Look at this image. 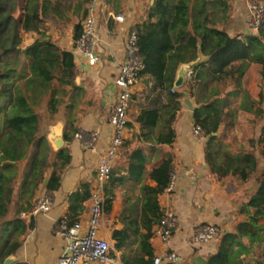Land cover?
I'll return each instance as SVG.
<instances>
[{"label": "trees", "instance_id": "trees-1", "mask_svg": "<svg viewBox=\"0 0 264 264\" xmlns=\"http://www.w3.org/2000/svg\"><path fill=\"white\" fill-rule=\"evenodd\" d=\"M37 1L25 0L21 7L23 13L15 17L8 0H0V264L15 253L26 231L32 227V223L26 224L21 216L31 211L40 188L58 189L63 170L70 162L68 148L53 150L46 133L40 132V122L41 111L46 109L50 116L55 115L67 93L66 87H75L72 52L60 49L49 39L37 38L23 49L26 65L21 70L7 63L8 56L18 49L19 30L38 31L42 24ZM217 1L222 0H154L146 19L132 27L144 60L140 77L150 90L148 102L141 107L135 121L140 135L151 133L154 143L170 145L175 139L173 122L187 92L197 104L192 110V121L201 128L206 140L205 162L209 171L218 179L232 175L244 183L256 172L257 158L250 150H230L229 143L213 135L225 115L232 114L231 110H224L227 99L220 97L216 84L229 81L233 89L226 97L239 94L237 108L252 114L254 121L264 119L262 91L253 96L242 88L249 62L260 65L264 85V15L258 34L230 35L219 27L211 10V5ZM79 33L77 24L75 39ZM199 53L205 60L193 68L184 89H173L179 64L196 60ZM210 83L215 85L206 91ZM77 122L75 114L66 118L62 134L66 143L79 130ZM249 142L251 147L257 142L264 159V123L259 137ZM22 161L27 165L16 177L13 172ZM173 171L170 155L149 169L148 178L154 184L140 185L142 232L135 253L124 257V264L153 263L152 227L162 215L158 196L164 192ZM113 173L111 170L105 186L106 211L112 201L108 185L117 180ZM261 175L259 186L247 204L264 211V169ZM89 187L87 182H82L71 194L70 213L66 216L69 223L76 221L83 210L82 203L89 198ZM237 228L245 227L239 224ZM112 237L116 240L115 248L120 249L127 231L114 230ZM226 256L227 249L222 245L217 259L211 258L210 262L215 259L223 263Z\"/></svg>", "mask_w": 264, "mask_h": 264}, {"label": "crops", "instance_id": "crops-1", "mask_svg": "<svg viewBox=\"0 0 264 264\" xmlns=\"http://www.w3.org/2000/svg\"><path fill=\"white\" fill-rule=\"evenodd\" d=\"M12 1V4L18 6L15 10L12 9V15L17 17L23 13L21 7L25 5V0ZM153 1L98 0L95 3L93 12L97 20L96 52L99 59L93 66L87 65L85 60L76 54L74 47L75 26L79 24L81 30V22L89 12L92 1H37L42 24L38 31L24 30V35L30 37L28 45L37 38L49 39L60 49L72 52L75 63V87H66L67 93L59 107L63 115L47 127V140L53 132L63 134L66 118L72 114L78 119L79 129L98 131L100 140L94 149L84 147L74 137L68 143L64 141L63 147L68 148L70 162L63 170L59 187L48 191L42 186L38 194L48 192L53 205L47 212L21 216L26 224L31 222L32 227L26 231L22 243L10 256L14 260L13 264H51L64 252L66 242L56 233L55 225L70 213V196L78 189L80 183L87 182L91 186L93 182L98 156L106 148L112 135L108 118L117 91L113 80L118 66L125 59V39L136 23L146 19L148 8ZM118 14L123 16L122 22L114 19ZM201 58L205 60L203 55ZM191 72L189 78H185L184 84L190 79ZM184 84L181 89H184ZM213 85L215 83L208 84L205 90L208 91ZM146 90L142 79L134 87L127 114L125 140L111 169L117 180L108 185L112 201L107 211L106 230L103 235L110 240V254L115 258L116 264H124L123 258L135 253L142 232L139 222V187L143 183L154 184L148 178L149 169L170 155L174 164L173 190L170 193H161L158 203L162 211L170 208L177 215L178 224L169 246V249L177 254L176 264H264V211L247 204L259 186L264 169L260 146L254 142L251 147L249 140L259 137L264 119L254 121L252 114L238 109L241 99L239 94L226 97L227 105L224 110H231L232 114L225 115L224 121L213 135H216L219 141L229 143L232 151L241 148L253 151L257 158V167L256 172L244 183L232 175L218 179L209 171L205 162L204 136L198 138L192 132V110L197 104L187 92H184L180 109L173 122V143L156 144L151 133L140 135L141 130L135 117L141 107L147 104L148 97L142 94ZM186 99L191 101L192 110L185 103ZM262 107L264 108V104ZM242 115L247 117L245 124L239 120ZM239 123L247 130L244 136H239L234 129ZM52 149L54 150L53 147ZM82 204L83 210L76 220H86L88 216V200ZM200 223L218 226V237L202 244L192 242L193 229ZM239 224H243L245 228L239 230ZM121 229L127 231V237L124 245L116 249V240L112 234L114 230ZM150 243L154 255L161 254L165 249L153 236ZM222 245L227 249V256L225 261L220 263L215 259ZM214 257L216 258L210 262ZM160 264L169 262L162 259Z\"/></svg>", "mask_w": 264, "mask_h": 264}, {"label": "built area", "instance_id": "built-area-1", "mask_svg": "<svg viewBox=\"0 0 264 264\" xmlns=\"http://www.w3.org/2000/svg\"><path fill=\"white\" fill-rule=\"evenodd\" d=\"M92 5L89 12L81 22V30L75 39V52L80 55L87 65L93 66L97 63L99 56L96 52L97 46V20L94 15L95 3L98 0H91ZM252 16L249 20V27L253 34H258L260 24L264 15V4L259 2L251 5ZM116 21L122 22L123 16H114ZM125 59L118 66L114 77L116 88L115 101L109 113V125L112 135L106 148L99 154L95 164V174L90 186L88 198V216L86 220H76L69 223L66 216L62 217L55 225L56 233L65 239L64 252L51 264H116L115 258L110 254L112 246L110 240L103 235L105 233L106 221V194L105 186L110 178L113 162L119 156V150L125 140V133L128 121V109L134 87L141 80L140 72L144 68V60L139 51L137 33L131 29L126 36ZM190 72L187 77L189 78ZM175 89V87L173 88ZM193 134L201 138L203 132L199 126L193 125ZM74 139L84 147L94 149L99 140L98 131H87L79 129L74 134ZM174 176L164 190L170 193L173 190ZM53 205L52 197L48 192L38 195L34 202L30 215L47 212ZM178 224L176 212L172 209L162 211V215L152 229V236L157 238L164 246V251L155 255L152 264H160L165 259L169 264H176L177 254L169 249L174 229ZM220 229L211 223H200L193 229L191 240L194 243H207L218 237Z\"/></svg>", "mask_w": 264, "mask_h": 264}, {"label": "rangeland", "instance_id": "rangeland-1", "mask_svg": "<svg viewBox=\"0 0 264 264\" xmlns=\"http://www.w3.org/2000/svg\"><path fill=\"white\" fill-rule=\"evenodd\" d=\"M221 2L217 1L211 5V10L217 19L219 27L224 28L230 35L242 36L243 34H253V31L249 27V20L252 16V10L250 8L251 5L259 2L264 4V0H222ZM12 3H14V1L9 0L8 6L15 10L18 6L17 4ZM29 41L30 37L24 35V30L20 29L18 34V49L17 51L11 53L7 58V63L9 65H12L19 70H21L26 65V57L23 53V49L28 45ZM216 86L220 92V97L224 99H226L227 92L233 89V85H231L229 81L217 83ZM242 88L248 90L254 96L258 95L260 89H262V93L264 94V85L261 83L259 64L255 62L248 63L245 74L242 78ZM149 93L150 90L148 89L147 92L144 91L142 94L143 96L146 95L147 97ZM146 102H148V99ZM58 110V114L56 113L52 116L48 114L46 109L41 111V133H45L49 124L61 117L60 115H63L60 109ZM239 120L242 124H245L247 120L246 115L240 116ZM234 129L237 131L239 136H244V134H247V130L240 123ZM26 165V161L19 162L18 167L16 171L13 172V174H15L17 177L23 172Z\"/></svg>", "mask_w": 264, "mask_h": 264}, {"label": "water", "instance_id": "water-1", "mask_svg": "<svg viewBox=\"0 0 264 264\" xmlns=\"http://www.w3.org/2000/svg\"><path fill=\"white\" fill-rule=\"evenodd\" d=\"M202 54H198V57L196 60L189 62V63H181L179 64L177 70H176V76L174 80V87L180 88L183 86L185 78L187 77V74L189 71H192L193 68H195L197 65H199L204 59L201 58ZM185 103L188 105V108L192 110V104L189 99L185 100ZM214 134V133H213ZM48 140L51 143L54 150H58L63 147L64 140L62 138L61 133L59 132H53L48 136ZM206 166V164H204ZM47 182V181H46ZM13 259L11 257H7L4 259L2 264H13Z\"/></svg>", "mask_w": 264, "mask_h": 264}]
</instances>
